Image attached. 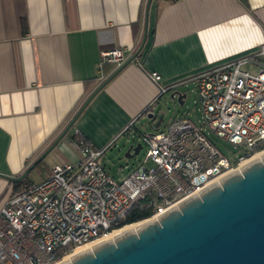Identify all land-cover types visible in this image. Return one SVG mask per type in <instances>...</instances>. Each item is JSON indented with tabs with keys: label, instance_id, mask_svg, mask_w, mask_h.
<instances>
[{
	"label": "crops",
	"instance_id": "obj_1",
	"mask_svg": "<svg viewBox=\"0 0 264 264\" xmlns=\"http://www.w3.org/2000/svg\"><path fill=\"white\" fill-rule=\"evenodd\" d=\"M146 3L0 0V174H22L116 70L103 62L102 52L121 47L126 59L131 56L143 34ZM263 42L264 0H153L140 55L92 99L32 172L43 173L41 182L53 166L77 164L81 156L72 143L77 133L95 148L106 147L100 159L126 152L136 121L153 114L161 98L173 112V91L186 96L185 104L189 89L197 90L195 76L253 55ZM244 68L258 71L254 64ZM152 72L161 76L159 82ZM16 183L0 176V207L35 182Z\"/></svg>",
	"mask_w": 264,
	"mask_h": 264
},
{
	"label": "built area",
	"instance_id": "obj_2",
	"mask_svg": "<svg viewBox=\"0 0 264 264\" xmlns=\"http://www.w3.org/2000/svg\"><path fill=\"white\" fill-rule=\"evenodd\" d=\"M101 56L117 67L126 59L121 47ZM248 64L258 71L245 69ZM151 78L159 82L161 76L152 72ZM195 80L199 117L140 134L146 153L122 179L100 163L106 147L95 148L77 133V164L55 165L43 181L10 196L0 207V264H61L76 249L138 223H127L133 208L149 213L142 221L156 219L264 152V42L253 55ZM218 141L244 154L229 159Z\"/></svg>",
	"mask_w": 264,
	"mask_h": 264
},
{
	"label": "water",
	"instance_id": "obj_3",
	"mask_svg": "<svg viewBox=\"0 0 264 264\" xmlns=\"http://www.w3.org/2000/svg\"><path fill=\"white\" fill-rule=\"evenodd\" d=\"M152 1L147 0L143 34L131 56L93 90L22 174L0 176L17 183L25 180L67 136L92 99L136 60L147 40ZM185 97L179 91L170 94L179 106ZM142 148L141 142L130 145L125 157L139 154ZM61 264H264V154L156 219L90 246Z\"/></svg>",
	"mask_w": 264,
	"mask_h": 264
},
{
	"label": "rangeland",
	"instance_id": "obj_4",
	"mask_svg": "<svg viewBox=\"0 0 264 264\" xmlns=\"http://www.w3.org/2000/svg\"><path fill=\"white\" fill-rule=\"evenodd\" d=\"M195 88L192 87L188 91V96L185 99L184 106H179V104L174 101L170 106H176V109L172 110L173 112H167L165 110L164 102L166 101V97L161 98L152 108L154 118H148L147 116L141 117L136 121L134 127L130 132V140L129 146L141 142L140 134L142 133H152V127L156 126L158 130H164L167 125H169L173 120L181 118V117H190L192 119H197V116L200 115L198 111L197 104V95L195 92ZM157 130V131H158ZM221 151L229 158H237L239 155L244 154V150L240 147H234L233 145L226 143L224 141L217 142ZM146 153V148L143 147L139 154L133 155L131 158L125 157V152L114 151L110 153L108 157L104 156L100 159V163L110 169L111 174L116 179H122L125 177L129 171L140 164L144 158ZM118 169H121V172H118ZM29 173L26 178V181H31L35 183H39L41 178L43 177V173ZM48 177V176H47ZM46 177V178H47Z\"/></svg>",
	"mask_w": 264,
	"mask_h": 264
},
{
	"label": "bare ground",
	"instance_id": "obj_5",
	"mask_svg": "<svg viewBox=\"0 0 264 264\" xmlns=\"http://www.w3.org/2000/svg\"><path fill=\"white\" fill-rule=\"evenodd\" d=\"M263 154H264V152H258V153H256V154L253 155L249 160H247L246 162H244V163L241 165V168H242L243 166H245L246 164H248V163H250V162H252V161H254V160H257V159L261 158V157L263 156ZM143 222H144V221L138 222V223L133 224V225L125 226V227H123V228H121V229L115 231V232H114L113 234H111L108 238L113 237V236H116V235H118V234H120V233H122V232H124V231H126V230H132V229H135L137 226H139V225L142 224ZM108 238L102 239V240L97 241V242H95V243L88 244V245H85V246H83V247H81V248L76 249L75 252H74L73 254L66 256L65 259H64V261H66L67 259L71 258L73 255L79 253L80 251H82V250H84V249H86V248H88V247H90V246H93V245H95V244H97V243H99V242H101V241H104V240H106V239H108ZM64 261H63V262H64Z\"/></svg>",
	"mask_w": 264,
	"mask_h": 264
},
{
	"label": "trees",
	"instance_id": "obj_6",
	"mask_svg": "<svg viewBox=\"0 0 264 264\" xmlns=\"http://www.w3.org/2000/svg\"><path fill=\"white\" fill-rule=\"evenodd\" d=\"M243 3L246 2V0H241ZM27 183L26 179L22 182L16 183V187H21ZM21 190L17 191L16 193H19ZM149 217V213L141 210L140 208H133L129 214L127 223H134L139 222Z\"/></svg>",
	"mask_w": 264,
	"mask_h": 264
}]
</instances>
